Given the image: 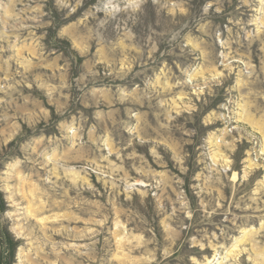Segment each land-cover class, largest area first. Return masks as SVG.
I'll return each mask as SVG.
<instances>
[{
	"label": "rangeland",
	"instance_id": "obj_1",
	"mask_svg": "<svg viewBox=\"0 0 264 264\" xmlns=\"http://www.w3.org/2000/svg\"><path fill=\"white\" fill-rule=\"evenodd\" d=\"M0 264H264V0H0Z\"/></svg>",
	"mask_w": 264,
	"mask_h": 264
}]
</instances>
